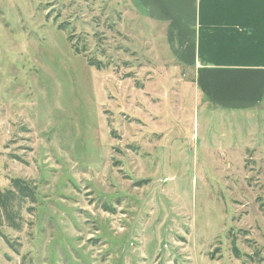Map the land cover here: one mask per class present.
<instances>
[{
    "label": "rangeland",
    "instance_id": "1",
    "mask_svg": "<svg viewBox=\"0 0 264 264\" xmlns=\"http://www.w3.org/2000/svg\"><path fill=\"white\" fill-rule=\"evenodd\" d=\"M165 30L133 0H0V191L38 187L0 264H264V117L199 108Z\"/></svg>",
    "mask_w": 264,
    "mask_h": 264
},
{
    "label": "crops",
    "instance_id": "2",
    "mask_svg": "<svg viewBox=\"0 0 264 264\" xmlns=\"http://www.w3.org/2000/svg\"><path fill=\"white\" fill-rule=\"evenodd\" d=\"M164 25L199 108L264 117V0H133Z\"/></svg>",
    "mask_w": 264,
    "mask_h": 264
},
{
    "label": "trees",
    "instance_id": "3",
    "mask_svg": "<svg viewBox=\"0 0 264 264\" xmlns=\"http://www.w3.org/2000/svg\"><path fill=\"white\" fill-rule=\"evenodd\" d=\"M63 27H61V30ZM74 38V37H72ZM73 49L77 54H81L76 45ZM90 66L102 69L103 65L95 60H89ZM38 187L24 179L16 178L11 181L9 189L0 191V228L8 226L15 231H21L23 227L22 211L29 202L30 207L27 208L29 214L35 212L38 199ZM232 252L235 258L240 259L241 254L238 248L233 243Z\"/></svg>",
    "mask_w": 264,
    "mask_h": 264
}]
</instances>
